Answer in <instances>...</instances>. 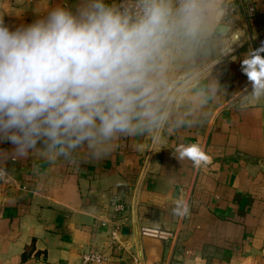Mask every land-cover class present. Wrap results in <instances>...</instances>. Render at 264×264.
I'll list each match as a JSON object with an SVG mask.
<instances>
[{
	"label": "crops",
	"instance_id": "0c3cea01",
	"mask_svg": "<svg viewBox=\"0 0 264 264\" xmlns=\"http://www.w3.org/2000/svg\"><path fill=\"white\" fill-rule=\"evenodd\" d=\"M65 2L0 0V12L14 27ZM237 22L248 38L214 67L224 89L203 125L178 129L158 147L125 138L102 157L0 161L10 178L0 191V264H80L88 251L117 264L115 229L127 259L144 264H264V100L240 107L251 91L240 60L264 42V0H241ZM188 143L211 163L196 169L177 158L175 148ZM181 199L183 218L172 211ZM143 227L172 231L177 242L142 236Z\"/></svg>",
	"mask_w": 264,
	"mask_h": 264
},
{
	"label": "clouds",
	"instance_id": "9594fccd",
	"mask_svg": "<svg viewBox=\"0 0 264 264\" xmlns=\"http://www.w3.org/2000/svg\"><path fill=\"white\" fill-rule=\"evenodd\" d=\"M240 3L71 0L14 27L0 12V146L10 145L0 161L102 157L125 138L158 147L203 125L224 89L214 67L248 38ZM262 53L264 42L240 60L251 82L241 108L264 100ZM175 156L196 169L212 161L199 143L178 145ZM172 211L183 218L187 201Z\"/></svg>",
	"mask_w": 264,
	"mask_h": 264
},
{
	"label": "built area",
	"instance_id": "2783aa9c",
	"mask_svg": "<svg viewBox=\"0 0 264 264\" xmlns=\"http://www.w3.org/2000/svg\"><path fill=\"white\" fill-rule=\"evenodd\" d=\"M9 181L10 178L7 175V172L4 171V176L0 177V191L2 190L3 185L9 183ZM123 210L124 207L122 204L119 205L117 204V206L115 207V211L118 213L122 212ZM140 233L142 236L155 238L167 244H175L177 242V234H175L172 231H162V230L143 227L140 229ZM118 235H119L118 229H115L111 235L113 250L118 260L117 264H144V262L141 259H139L137 256L133 254L128 256L130 258L127 259L123 247L117 241ZM105 261H106L105 257L101 253L96 251H88L87 253H84L82 255L80 264H105Z\"/></svg>",
	"mask_w": 264,
	"mask_h": 264
},
{
	"label": "trees",
	"instance_id": "16d2710c",
	"mask_svg": "<svg viewBox=\"0 0 264 264\" xmlns=\"http://www.w3.org/2000/svg\"><path fill=\"white\" fill-rule=\"evenodd\" d=\"M30 250H31V247H28V248L25 250L24 254L22 255V261H23V262L27 260V258H28V256H29V253H30Z\"/></svg>",
	"mask_w": 264,
	"mask_h": 264
}]
</instances>
